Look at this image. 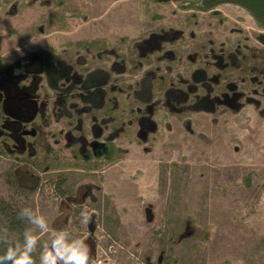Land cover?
<instances>
[{
	"label": "rangeland",
	"instance_id": "374dc122",
	"mask_svg": "<svg viewBox=\"0 0 264 264\" xmlns=\"http://www.w3.org/2000/svg\"><path fill=\"white\" fill-rule=\"evenodd\" d=\"M213 8L0 0L2 61L92 37L125 53L114 64L108 52L78 58V70L112 66L113 102L104 114L87 107V95L53 105V75L40 79L48 116L24 120L35 153L17 159L0 146V198L11 208L0 213V240L23 242L24 230L35 228L24 214L30 209L49 225L32 254L36 264L56 230L83 239L94 264H148L144 255L154 262L160 250V264H264V28L237 3ZM149 32L137 50L133 41ZM90 140L104 148L90 154ZM17 165L35 175L34 188L16 185ZM84 184L90 197L58 199H79ZM88 212L95 213L89 236L81 215Z\"/></svg>",
	"mask_w": 264,
	"mask_h": 264
},
{
	"label": "flooded vegetation",
	"instance_id": "af4514ba",
	"mask_svg": "<svg viewBox=\"0 0 264 264\" xmlns=\"http://www.w3.org/2000/svg\"><path fill=\"white\" fill-rule=\"evenodd\" d=\"M155 39L156 38L153 37L152 43H150V45L152 44L153 47ZM74 40H72L70 43L66 41L64 44L60 45L56 50V54L53 56H48L46 53V51L52 52L53 50L50 51L42 47L41 49H27L11 60L2 61L3 59L0 58V66L2 65L0 67V99L2 100L3 97L8 99V104H5L4 106L7 108H11L15 112L13 119H16V124L19 125L22 135L24 134L27 136L30 134V130L27 131L23 119L28 117L27 114L35 108V105H37V102L33 98L34 95L37 94L41 98L43 96V100L46 101H44L45 105L47 103L48 93L46 91L40 92V89L42 88L37 91V85L41 78H46L48 77V75L52 74L54 79V85L52 87H57L56 92H58L59 89H65V91H61V93L65 94L66 96L71 94L76 95L79 94V82L83 81L86 78V75H90L93 77L97 74L100 80L106 81L112 68L110 64L107 65L102 62L100 63L101 65H97V67H92L86 70L81 66V70H78V66L80 65V59L78 60V58H82L84 56V50H89L90 52L94 51L95 57H100L108 52L113 56L111 63H117L115 60V53H111L112 50L107 42V44H105L102 48H94L93 45L98 43L100 44V42L92 43L93 45L89 46L81 44V42L75 43ZM132 44L137 50H142L143 46L145 45V41L143 43L139 41H133ZM70 50H73L74 56L72 57L74 58H71L68 55V51ZM141 53H143V51ZM46 79L48 80V78ZM32 81L35 82V89L33 90L34 93H30L24 87V84H27V82L31 83ZM58 81H61V83L58 84ZM56 92L54 96L56 95ZM193 98V101H198L201 99H204L205 101L207 100L205 96H198L196 94H194ZM41 103L42 101L40 100L38 104L40 105ZM28 126L31 127V124H29ZM16 142L19 143L22 147H25L28 140L18 137L16 138ZM89 144L91 150L90 154L91 152L93 154H95V152L99 153V151L104 148L103 142L90 140ZM90 187L91 186H85L83 188L80 193V199L87 196V193L90 192ZM58 199H66V196L60 195L58 196ZM144 214H146V211H144ZM88 226L89 223L86 224L87 228ZM91 243L93 242L91 241Z\"/></svg>",
	"mask_w": 264,
	"mask_h": 264
},
{
	"label": "trees",
	"instance_id": "16d2710c",
	"mask_svg": "<svg viewBox=\"0 0 264 264\" xmlns=\"http://www.w3.org/2000/svg\"><path fill=\"white\" fill-rule=\"evenodd\" d=\"M222 1H230V2H234L237 3L239 5H241L242 7H244L249 13L250 15L253 17V19L257 22V24L259 26H261L262 28H264V0H178V5L182 8H187V7H191L193 6L195 9H199V10H213L214 5H216L219 2ZM153 32H149L148 35L138 38L136 41H139L141 43H143L144 41L146 42L148 39H150L153 36ZM258 37H264V34L262 33H258ZM121 41L124 40V37L120 38ZM142 39V40H141ZM75 43L76 42H81V44L84 45H89L92 46V43H98L100 42V44H94V48H102L104 47L105 44H107L108 42L104 39V38H92V39H81V40H74ZM67 42H71V41H67ZM107 42V43H106ZM123 42V41H122ZM110 48L112 50L111 53H115L116 56V62L117 63H122V56L125 55V53H121L117 51V47L113 48V46L110 45ZM155 49V47H152ZM48 56H53L56 54V52H49L46 51ZM142 55V53L139 52V56ZM118 56V58H117ZM2 66V65H1ZM0 66V67H1ZM35 81V80H34ZM32 81L27 82V84H24V87L31 93H34L33 90L35 89V82ZM22 84V83H21ZM20 84V85H21ZM107 80H100L99 76L96 74L93 77L90 75H86V78L83 81L79 82V86H78V90H79V94H76L75 96H82V95H87L88 98H86V100L89 102L90 101V105L87 107H90L92 109V107L94 108H101V112H103V114L105 113L106 110L111 108V104L113 102V96L109 95V91L112 90V84L109 83V85L107 86ZM77 89V88H75ZM61 91H65L62 89H59L58 92H56V95L52 98V104L56 105L58 107H62L63 108V102L65 101V99L67 98V96L63 93H61ZM104 94V95H103ZM108 94V95H107ZM80 95V96H79ZM106 95V99L104 100V96ZM9 98V97H8ZM34 100L37 102V105H35V108L30 111L27 116H31L33 117V115L37 114L38 118L40 119H45L47 118L48 114H46V105H45V100H43V96L42 98L39 95H34ZM10 99V98H9ZM194 98L192 97V100ZM42 101V103L39 105V101ZM204 100V99H202ZM45 101V102H44ZM205 101V100H204ZM8 104V99L3 97V99H0V146L7 152L11 153L15 158L20 159L21 157H27L30 153H35V146L31 147L30 143L26 142L25 147H22L19 143L16 142V138L20 137V138H26V135H22L21 131H20V127L19 125L16 124V119L14 118L15 112L11 109V108H7L4 105ZM40 106V107H38ZM42 106V108H41ZM28 117H26L25 119H27ZM23 119V122L24 120ZM29 124H33V120H30L28 122ZM31 147V150H29ZM29 170V169H27ZM25 170V168L23 169L20 165L15 166V168L13 169V175H14V180L16 182V185L20 188H25V189H32L35 187L36 185V178L35 175H33L32 172H29ZM85 186H90L88 184H84ZM84 186V187H85ZM66 196V200H67V205H68V201H72V202H77L79 199H76L74 197L73 194H67ZM87 196H91V192L87 193ZM2 203V204H1ZM0 213H4L9 205L7 204V202L3 201L0 198ZM11 208L9 207V210ZM144 211H148V206H144ZM91 215V219L89 222V226H88V234L92 235V230L94 227V212H88ZM86 213V214H88ZM146 216V214H144ZM1 220V219H0ZM185 226H189L190 231L193 230H197L195 227L190 226V223L188 220H185L184 222ZM189 231V232H190ZM52 237V235H51ZM50 237V240H51ZM49 240V242H50ZM94 242V241H93ZM9 243L0 240V255H3L5 253V251L7 250V248L9 247ZM160 248L162 249V247L160 246ZM161 251V250H160ZM160 251H156L157 255L155 258V261L152 262V259L150 258L149 254L144 255V262L148 263V264H160L161 261V256L162 253ZM90 254H91V259H93L94 256V250L91 249L90 250ZM0 264H11L10 261H0Z\"/></svg>",
	"mask_w": 264,
	"mask_h": 264
},
{
	"label": "clouds",
	"instance_id": "9594fccd",
	"mask_svg": "<svg viewBox=\"0 0 264 264\" xmlns=\"http://www.w3.org/2000/svg\"><path fill=\"white\" fill-rule=\"evenodd\" d=\"M24 214L29 217L30 223L35 228L25 229L23 242L10 245L5 253L0 255V261H10L11 264H36L32 254L37 249L41 233H48L49 225L42 214L37 215L30 209H25ZM81 215L83 216V223L90 222V213H82ZM66 237V230L54 231L50 242L42 246L39 264H94L91 259L90 248L83 239L69 240Z\"/></svg>",
	"mask_w": 264,
	"mask_h": 264
}]
</instances>
